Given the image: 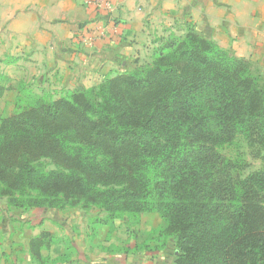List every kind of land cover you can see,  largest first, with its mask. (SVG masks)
<instances>
[{"label":"trees","instance_id":"1","mask_svg":"<svg viewBox=\"0 0 264 264\" xmlns=\"http://www.w3.org/2000/svg\"><path fill=\"white\" fill-rule=\"evenodd\" d=\"M172 39L151 65L69 96L23 86L27 100L0 115V196L95 204L101 224L156 211L176 239L173 264H264V166L242 176L221 151L243 136L264 162V79L194 31ZM50 236L31 240L36 259Z\"/></svg>","mask_w":264,"mask_h":264},{"label":"crops","instance_id":"2","mask_svg":"<svg viewBox=\"0 0 264 264\" xmlns=\"http://www.w3.org/2000/svg\"><path fill=\"white\" fill-rule=\"evenodd\" d=\"M113 1L118 9L101 33L99 16L84 0H0V59L45 68L40 84L48 81L60 90L87 87L91 76L123 71L146 38H161L165 29L190 23L206 38L232 41L239 56L258 53L264 59V0ZM98 227L100 240H105L110 226ZM44 231L51 233L52 241L41 248V260L62 262L70 257L74 264H95L85 256L84 248L76 251L73 238L45 227L27 238L30 259H35L31 240ZM134 246L125 247L129 251Z\"/></svg>","mask_w":264,"mask_h":264},{"label":"rangeland","instance_id":"3","mask_svg":"<svg viewBox=\"0 0 264 264\" xmlns=\"http://www.w3.org/2000/svg\"><path fill=\"white\" fill-rule=\"evenodd\" d=\"M190 24L192 26L188 24L174 30L165 29V34L161 38H146L144 47L132 55L123 71L91 76L86 82L87 87L60 90L48 81L40 84V73L44 72L45 68H38L33 63L23 60H13L9 63L2 57L0 59V115L6 117L13 114L17 106L27 100L30 92L22 91L23 86H29L33 93L53 99L69 96L81 89L97 87L108 75L151 65L158 56V50L154 52L155 48H162L169 40H173L172 38L183 36L188 31L202 35L194 24ZM207 39L230 55L248 60L253 72L264 79V59L258 53L253 56H239L230 45L232 41L230 43L226 38ZM163 52H167V49L165 48ZM221 151L228 158L239 162L242 176L258 172L264 166L261 148L243 136H238L231 143L222 146ZM40 164L47 172L57 169L50 160H43ZM144 213L146 215L140 219L133 217L131 213H125L123 217L104 224L110 226V230L105 240H100L99 230L96 229L101 225L98 219L106 216L101 206L95 204L83 206V203H78L72 206L65 204V206L53 207H17L10 205L6 197L0 196V264H74L72 261L74 259L70 257L69 261L62 262L50 258L46 261L45 259L35 260L36 258L32 260L28 257L27 238L43 227L60 230L63 236L68 239L73 238L72 242L76 251L82 252L84 248L85 256L95 264H173L176 254L175 237L161 235L164 220L158 212ZM21 237L22 241L17 242L16 240H20ZM87 237L91 241H88ZM90 243L91 246H89ZM128 244L135 245V249L129 248L127 251L125 246Z\"/></svg>","mask_w":264,"mask_h":264},{"label":"built area","instance_id":"4","mask_svg":"<svg viewBox=\"0 0 264 264\" xmlns=\"http://www.w3.org/2000/svg\"><path fill=\"white\" fill-rule=\"evenodd\" d=\"M85 5L91 6L99 16L97 30L103 33L104 23L112 20L118 5L113 0H84Z\"/></svg>","mask_w":264,"mask_h":264}]
</instances>
